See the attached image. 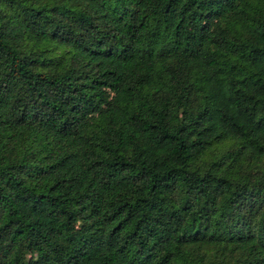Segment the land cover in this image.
Segmentation results:
<instances>
[{
    "label": "trees",
    "instance_id": "16d2710c",
    "mask_svg": "<svg viewBox=\"0 0 264 264\" xmlns=\"http://www.w3.org/2000/svg\"><path fill=\"white\" fill-rule=\"evenodd\" d=\"M0 264H264V0H0Z\"/></svg>",
    "mask_w": 264,
    "mask_h": 264
}]
</instances>
